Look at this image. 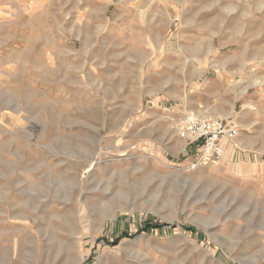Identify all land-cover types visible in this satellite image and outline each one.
<instances>
[{"label":"rangeland","instance_id":"obj_1","mask_svg":"<svg viewBox=\"0 0 264 264\" xmlns=\"http://www.w3.org/2000/svg\"><path fill=\"white\" fill-rule=\"evenodd\" d=\"M0 264H264V0H0Z\"/></svg>","mask_w":264,"mask_h":264},{"label":"built area","instance_id":"obj_2","mask_svg":"<svg viewBox=\"0 0 264 264\" xmlns=\"http://www.w3.org/2000/svg\"><path fill=\"white\" fill-rule=\"evenodd\" d=\"M182 125L180 136L195 147V167L201 168L220 164L228 147L234 144L241 132L235 121L201 118L194 114H187Z\"/></svg>","mask_w":264,"mask_h":264},{"label":"trees","instance_id":"obj_3","mask_svg":"<svg viewBox=\"0 0 264 264\" xmlns=\"http://www.w3.org/2000/svg\"><path fill=\"white\" fill-rule=\"evenodd\" d=\"M162 226H159V225H154V224H148V225H146V227L145 228H143L142 229V231L140 232V233H142V232H148V231H151V230H153V229H159V228H161ZM190 231V230H189ZM193 231V230H192ZM194 232V231H193ZM127 237H130L129 235H128V233H125V234H123V238H127ZM118 241H116L115 243H117Z\"/></svg>","mask_w":264,"mask_h":264},{"label":"bare ground","instance_id":"obj_4","mask_svg":"<svg viewBox=\"0 0 264 264\" xmlns=\"http://www.w3.org/2000/svg\"><path fill=\"white\" fill-rule=\"evenodd\" d=\"M197 115H200V116H206V115L203 114V113H198ZM197 115H196V116H197ZM230 148H231V147H230ZM230 148H229V152H230V150H231ZM194 169H196V168L194 167Z\"/></svg>","mask_w":264,"mask_h":264}]
</instances>
